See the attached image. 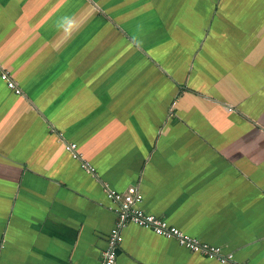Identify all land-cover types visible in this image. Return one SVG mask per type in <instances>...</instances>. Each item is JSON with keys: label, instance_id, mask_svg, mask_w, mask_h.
Wrapping results in <instances>:
<instances>
[{"label": "crops", "instance_id": "obj_1", "mask_svg": "<svg viewBox=\"0 0 264 264\" xmlns=\"http://www.w3.org/2000/svg\"><path fill=\"white\" fill-rule=\"evenodd\" d=\"M130 187L264 264V0H0V264H102ZM122 235L116 264H221Z\"/></svg>", "mask_w": 264, "mask_h": 264}, {"label": "built area", "instance_id": "obj_2", "mask_svg": "<svg viewBox=\"0 0 264 264\" xmlns=\"http://www.w3.org/2000/svg\"><path fill=\"white\" fill-rule=\"evenodd\" d=\"M1 78L6 82L9 89L13 90L17 95L22 94V90L12 80L7 71L2 72ZM76 148L75 144L67 145V150L71 151L75 158H79ZM84 168L87 169L93 178H96V170L90 164L84 163ZM107 194L117 205L115 210L117 223L109 235V246L102 264H116L117 249L123 242L122 231L130 225L149 229L156 235L167 239H175L191 252L198 253L207 259L217 260L221 264H238L235 262L232 253H224L220 247L201 242L183 233L179 228L170 225L165 219L147 213L140 208L139 204L142 202L143 196L136 187H130L124 192L109 189Z\"/></svg>", "mask_w": 264, "mask_h": 264}]
</instances>
